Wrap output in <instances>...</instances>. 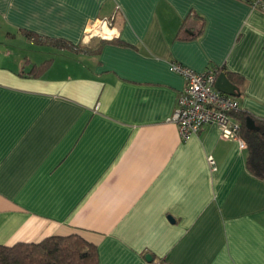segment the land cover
I'll return each mask as SVG.
<instances>
[{
  "label": "crops",
  "instance_id": "crops-1",
  "mask_svg": "<svg viewBox=\"0 0 264 264\" xmlns=\"http://www.w3.org/2000/svg\"><path fill=\"white\" fill-rule=\"evenodd\" d=\"M172 62L242 78L264 120V2L0 0V244L77 233L100 264H264V179L217 125L182 138Z\"/></svg>",
  "mask_w": 264,
  "mask_h": 264
},
{
  "label": "trees",
  "instance_id": "trees-1",
  "mask_svg": "<svg viewBox=\"0 0 264 264\" xmlns=\"http://www.w3.org/2000/svg\"><path fill=\"white\" fill-rule=\"evenodd\" d=\"M251 3L254 0H248ZM28 35L40 41L37 35L28 32ZM60 48H74L60 39H46ZM78 48V47H77ZM53 59H48L39 65H33L29 72L32 76L42 75L51 65ZM220 72H221V68ZM239 87L243 84L240 77L230 76ZM240 88V87H239ZM234 115L242 123V136L247 142L248 158L247 167L254 175L264 179V120L255 118L243 109H239ZM253 117L259 129H249L247 118ZM155 259L150 261L154 263ZM0 264H100L99 253L96 245L87 241L77 233L69 235H54L40 242H18L13 245L0 244Z\"/></svg>",
  "mask_w": 264,
  "mask_h": 264
},
{
  "label": "built area",
  "instance_id": "built-area-1",
  "mask_svg": "<svg viewBox=\"0 0 264 264\" xmlns=\"http://www.w3.org/2000/svg\"><path fill=\"white\" fill-rule=\"evenodd\" d=\"M264 0H254L253 5H261ZM171 70L182 74L185 86L180 91L176 108L172 116L180 129L183 139L200 133L204 127L215 124L219 127L221 136L236 140L241 148H247V142L242 136V123L234 115L241 106L238 98L226 94L216 88L219 68L197 71L178 62H172ZM213 169L217 168L215 158L208 157ZM152 264H162L155 261Z\"/></svg>",
  "mask_w": 264,
  "mask_h": 264
},
{
  "label": "water",
  "instance_id": "water-1",
  "mask_svg": "<svg viewBox=\"0 0 264 264\" xmlns=\"http://www.w3.org/2000/svg\"><path fill=\"white\" fill-rule=\"evenodd\" d=\"M216 88L229 95H239V87L230 79V77L225 71H221L219 73L218 78L216 80ZM247 127L249 129L260 128L256 120L251 116L247 118ZM147 258L149 261H152L153 259L151 255H148Z\"/></svg>",
  "mask_w": 264,
  "mask_h": 264
}]
</instances>
